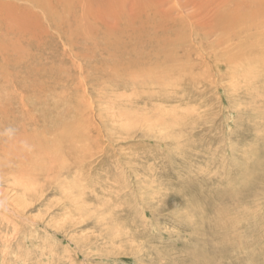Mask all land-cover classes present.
I'll return each mask as SVG.
<instances>
[{"label": "rangeland", "instance_id": "rangeland-1", "mask_svg": "<svg viewBox=\"0 0 264 264\" xmlns=\"http://www.w3.org/2000/svg\"><path fill=\"white\" fill-rule=\"evenodd\" d=\"M258 10L33 0V76L0 86V264H264Z\"/></svg>", "mask_w": 264, "mask_h": 264}, {"label": "bare ground", "instance_id": "bare-ground-1", "mask_svg": "<svg viewBox=\"0 0 264 264\" xmlns=\"http://www.w3.org/2000/svg\"><path fill=\"white\" fill-rule=\"evenodd\" d=\"M252 1L255 3V5L259 9L257 11V15L264 16V7L259 6L260 1L259 0H252ZM231 20L232 19L228 16L226 19H224L223 23L222 24L220 23V24L222 25L221 29H223L225 31V33L224 32L223 33L228 38L227 40H230L232 37L234 39L237 38V40L239 42L236 41L237 42V44H235V46H236L239 43H241V39L238 38V36H237L238 34H241V33H233V34L228 33L234 27V22L232 21V23H230ZM221 25H218V26H221ZM218 26H217V29H218ZM214 27H216V26H214ZM217 29H215V31ZM176 32H178V31L176 30ZM212 32H214V31H212ZM219 42L221 44H223V42H225V41H221L219 39ZM229 44L226 45V43H225V46H229ZM230 45L233 46V44H230ZM222 46L224 47V45H222ZM232 46H231V48H232ZM235 46H233V47H235ZM228 50H230V48ZM253 51H254V49H252L251 47H249V51L242 49L241 54L240 53H230V51H228V53H226L229 57L228 63L234 64L232 66L236 65L235 67H242L243 69H246L249 66V64L246 61H253V62L259 64L256 57H252L251 55L247 54V52L251 53ZM232 52H233V50H232ZM161 61H163V60H161ZM10 68H13L11 75L15 74L16 77H17V72H20L21 74H25L26 72H29V71H30L29 77L31 75L33 76V0H0V86L3 89L5 88L4 83L9 81V79L7 80L6 76L9 74L8 69H10ZM17 68H21V69L16 71L15 69H17ZM233 69H234V67L231 68L232 71H234ZM240 71L238 73H235L236 71H234V72H232V74H230L228 76H230V78L232 80L233 79L236 80L240 77L243 78L242 73ZM13 86L16 87L17 84L15 83V84H13ZM1 87H0V89H1ZM28 88L29 89L32 88V85L29 86ZM30 91H32V90H30ZM30 91H29L28 95H30ZM5 92H8V90ZM7 104L10 108V106H11L10 103H7ZM5 106H7V105H5ZM20 106H21V108H18V109H21V110L23 109L22 110L23 119H21V121H22L21 126L28 128V129H32L30 127L31 126L30 121H32L31 113H32L33 109H30L31 108L30 106H29V108H27L28 105L24 102V99L21 100ZM70 126H72V125H70ZM26 141H31L30 144H32V138L30 136H28L26 139L22 138L19 142L17 141V138L11 142L15 146V145L20 144L21 142L25 143ZM116 236H117V234H116Z\"/></svg>", "mask_w": 264, "mask_h": 264}]
</instances>
